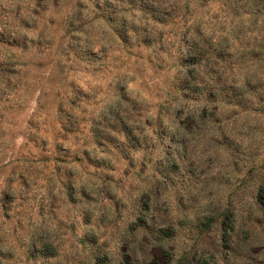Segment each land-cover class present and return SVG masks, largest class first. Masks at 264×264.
Returning <instances> with one entry per match:
<instances>
[{
  "label": "rangeland",
  "instance_id": "obj_1",
  "mask_svg": "<svg viewBox=\"0 0 264 264\" xmlns=\"http://www.w3.org/2000/svg\"><path fill=\"white\" fill-rule=\"evenodd\" d=\"M0 264H264V0H0Z\"/></svg>",
  "mask_w": 264,
  "mask_h": 264
}]
</instances>
